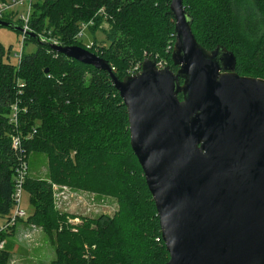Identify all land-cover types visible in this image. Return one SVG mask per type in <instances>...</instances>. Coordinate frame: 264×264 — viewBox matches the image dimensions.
<instances>
[{
  "label": "trees",
  "instance_id": "trees-1",
  "mask_svg": "<svg viewBox=\"0 0 264 264\" xmlns=\"http://www.w3.org/2000/svg\"><path fill=\"white\" fill-rule=\"evenodd\" d=\"M170 3L35 0L30 26L37 36H27L25 43L35 42L37 49L23 52L15 64L5 59V46L0 41V217L8 218L13 210L14 177L20 157L29 159L32 152H46L52 160L50 175L59 181L54 182L108 194L110 187H118L114 195L128 220L139 223V235L151 263L165 264L169 260L158 210L131 146L128 109L110 73L70 58L53 49L52 42L40 38L45 30L50 39L62 45L86 47L76 38L82 23L107 17L111 27L104 31L105 43L100 45L95 40L90 50L107 59L118 77L128 75L130 68L146 57L164 60L176 70L172 61L175 20ZM183 3L202 45L207 49L226 46L236 55L240 75L264 79V0ZM10 16L8 21H12ZM16 135L21 139L19 148L14 147ZM25 189L34 206L27 221L47 225L53 218L60 223L62 216L54 208L52 182L29 175ZM96 222L99 229L85 239L75 234L72 246L58 245L53 264H134L132 249L110 235V217L101 214ZM63 231L72 236L68 230ZM81 241L83 248L89 245L88 250L80 251ZM7 253L0 250V264H6Z\"/></svg>",
  "mask_w": 264,
  "mask_h": 264
},
{
  "label": "water",
  "instance_id": "water-1",
  "mask_svg": "<svg viewBox=\"0 0 264 264\" xmlns=\"http://www.w3.org/2000/svg\"><path fill=\"white\" fill-rule=\"evenodd\" d=\"M170 13L176 70L146 57L120 78L86 47H52L110 73L158 210L165 264H264V79L240 75L226 46L202 45L183 0H171Z\"/></svg>",
  "mask_w": 264,
  "mask_h": 264
},
{
  "label": "rangeland",
  "instance_id": "rangeland-1",
  "mask_svg": "<svg viewBox=\"0 0 264 264\" xmlns=\"http://www.w3.org/2000/svg\"><path fill=\"white\" fill-rule=\"evenodd\" d=\"M17 10L20 13H24L25 7L21 5L17 6ZM13 22L20 24L18 16H15ZM110 27L111 24L107 17L100 18L98 22H94L92 19L89 23H82L81 28L84 34L81 40L84 43L83 45L87 48L95 40L100 45L104 44L106 39L104 31ZM41 35L44 38H49V32H45V30ZM0 41L5 46V59L15 64L18 63V55L21 52L29 53L37 49L35 42L28 40L25 43L22 32L9 27H0ZM28 161L30 166L29 175L32 179L48 180L52 184L56 183L59 186L66 185L57 183L59 182L57 179V182H54L56 180L51 177L50 168L52 167V160L49 158L48 153L32 152ZM95 187L99 188L101 186L95 184ZM68 188L69 198H62L60 205H56L54 202V208L62 216L60 223H55V219L52 218L47 225L27 221L29 216L34 212V206L31 201L30 192L27 189L23 190L21 208L28 215L26 220L22 219L18 221L14 227L7 231L8 237H5L6 247L4 250L8 252L7 254L9 256L5 261L6 264H53L57 246L67 243L70 247L76 240L73 235L80 234L81 237L79 239L83 240L88 233L93 230L97 231L99 229V223L96 220L101 214H106L113 221L109 229L110 235L132 249L135 258L134 264H152L149 259L148 248L144 246L143 240H141L139 235V223L128 220L127 216L121 211L118 199L114 195V193H117L118 187H110V194L99 193L92 189H85L78 186H69ZM105 189L108 188H103L102 190ZM52 191L55 200L53 185ZM6 221V217H0V226L6 224ZM65 229L72 236L67 232L64 233L63 230ZM78 247L80 251L82 249L88 250L87 247L89 248V245L85 244L83 248L81 241Z\"/></svg>",
  "mask_w": 264,
  "mask_h": 264
},
{
  "label": "built area",
  "instance_id": "built-area-1",
  "mask_svg": "<svg viewBox=\"0 0 264 264\" xmlns=\"http://www.w3.org/2000/svg\"><path fill=\"white\" fill-rule=\"evenodd\" d=\"M35 0H0V20H7L6 18H9L10 16L12 21L15 19V16H18V20L20 21V26L23 28L22 34L23 38L25 41V38L28 35L29 31H32V28L30 26V16L32 13L33 9V3ZM24 6L25 7V12L20 13L17 10V6ZM102 9L99 11L101 12ZM10 14V15H9ZM11 21V22H12ZM84 32L83 29L79 31V33L76 35L77 39H81L83 36ZM41 40L42 41H49L52 42V44H60L58 40L56 39H50V38H44L41 35ZM94 45V43H91L90 45L87 46V48L90 50V48ZM18 55V54H17ZM23 53L21 52L20 55H18V61L21 59ZM158 67L159 68H164L168 64L162 60V61H157ZM142 67V61L136 63L132 68L129 70V74L136 73L138 72ZM17 109V107H15ZM16 118V117H15ZM14 147L19 148L21 147V139L19 135L14 136ZM30 173V166H29V161L26 158V155H22L19 159V163L16 167L15 171V191L13 194V201H14V206H13V211L11 212L10 216L7 218L6 224L3 226H0V250H4L6 247V238L2 237L3 233H7L8 230H10L12 227H14L18 221L24 219L26 220L27 218V213L25 210L21 208V198H22V193L23 190L25 189V182L27 177L29 176ZM53 190H54V195H55V204L60 205V200L62 198L68 199L69 198V186L63 185L59 186L56 183H53Z\"/></svg>",
  "mask_w": 264,
  "mask_h": 264
}]
</instances>
